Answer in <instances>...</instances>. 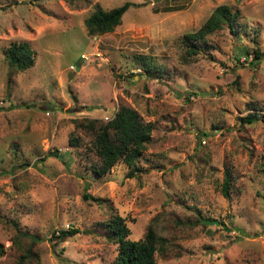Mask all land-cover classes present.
Returning <instances> with one entry per match:
<instances>
[{"label":"rangeland","instance_id":"obj_1","mask_svg":"<svg viewBox=\"0 0 264 264\" xmlns=\"http://www.w3.org/2000/svg\"><path fill=\"white\" fill-rule=\"evenodd\" d=\"M125 2L112 31L86 33L95 8ZM219 4L235 13V28L205 35L186 55L184 34ZM16 41L34 52L23 71L4 60ZM142 56L158 69L145 74ZM121 105L153 126L141 171L128 176L118 160L96 175L84 125ZM247 113L264 118V0H0V264L27 248L23 264H115L116 243L101 234L49 240L111 212L130 239L155 217L168 238L155 264H264V121L242 123Z\"/></svg>","mask_w":264,"mask_h":264},{"label":"trees","instance_id":"obj_2","mask_svg":"<svg viewBox=\"0 0 264 264\" xmlns=\"http://www.w3.org/2000/svg\"><path fill=\"white\" fill-rule=\"evenodd\" d=\"M131 3L125 2L117 7L106 9L95 8L83 21L86 33L88 35H100L112 31L119 24L122 14L127 10ZM235 13L231 12L227 5L219 4L214 8L212 13L205 19L201 27L195 32L184 34L183 40L187 43L186 55L195 53V42L202 40L205 35L215 32L227 24L231 30L235 28ZM190 43V44H189ZM5 52V61L9 68L23 71L32 65L34 52L29 48L26 42H11ZM253 59H260L263 55L260 52L253 51ZM240 54L247 59L250 55L248 51H240ZM141 67L145 74H150L157 67L153 62L145 57H141ZM262 115L257 113L248 114L241 118L242 123H250L258 120L264 121ZM85 128L92 130L93 140L91 141V150L97 157L95 163L89 164L88 167L96 175H102L108 172L111 167L118 161H122L128 167V176H134L141 171L136 164V159L146 148L150 140V132L153 128L152 123L142 121V118L136 110L131 107L121 105L116 109L114 116L107 121L88 120ZM82 127V124H77ZM77 139L71 138L72 144H77ZM264 163V154H263ZM229 180L231 176L226 170L224 180L221 182V192L227 196L229 189ZM84 199H94L101 202L99 197L83 192L81 195ZM177 221V220H176ZM93 227L79 228L71 226L53 231L49 237L52 244L58 242L66 236L78 232L101 234L106 240L116 243L115 264H155L156 254L165 251L166 234L159 230L155 224V217L148 222L144 235L136 239L128 237L131 229L125 223L124 217L116 212H111L109 216L101 221L94 223ZM25 234V233H23ZM31 241L37 239L36 235L28 236ZM32 259L31 248H27L16 264H23L24 259Z\"/></svg>","mask_w":264,"mask_h":264},{"label":"water","instance_id":"obj_3","mask_svg":"<svg viewBox=\"0 0 264 264\" xmlns=\"http://www.w3.org/2000/svg\"><path fill=\"white\" fill-rule=\"evenodd\" d=\"M205 222H207V223H210L211 222V220H204ZM213 221V220H212ZM215 223H216V221H215Z\"/></svg>","mask_w":264,"mask_h":264}]
</instances>
